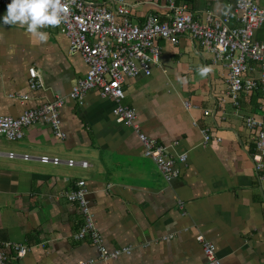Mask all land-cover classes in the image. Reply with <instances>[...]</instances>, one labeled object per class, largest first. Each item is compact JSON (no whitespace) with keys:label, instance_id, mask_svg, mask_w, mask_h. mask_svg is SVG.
Masks as SVG:
<instances>
[{"label":"crops","instance_id":"0c3cea01","mask_svg":"<svg viewBox=\"0 0 264 264\" xmlns=\"http://www.w3.org/2000/svg\"><path fill=\"white\" fill-rule=\"evenodd\" d=\"M85 1L111 10L119 3ZM124 1L135 23L148 13L165 19L171 12L166 0ZM226 1L177 0L199 21L206 12L219 15ZM257 2L264 9V0ZM5 12L0 7V16ZM41 31L46 41L26 26L0 23V115L16 117L63 99L61 138L42 121L25 127L20 139L0 135V239L28 247L7 264H207L198 235L214 245L217 264H264V167H254L253 131L243 121L260 117L259 94L241 93L236 108L227 70L209 51L187 33L176 43L158 38V62L148 75L124 78L120 102L134 109L140 130L166 145L169 156L186 153L178 176L166 181L134 129L115 121L113 99L97 89L80 100L68 96L87 65L70 50L61 25ZM255 38H264V22ZM28 67L38 71L39 88L29 87ZM200 67L210 70L201 76ZM68 159L88 165H68ZM80 179L103 244L130 247L129 253L101 260L89 238L73 237L82 215L66 193Z\"/></svg>","mask_w":264,"mask_h":264},{"label":"built area","instance_id":"2783aa9c","mask_svg":"<svg viewBox=\"0 0 264 264\" xmlns=\"http://www.w3.org/2000/svg\"><path fill=\"white\" fill-rule=\"evenodd\" d=\"M10 0H0V7H6ZM115 10L106 5L85 0H62L68 7L61 31L69 40L70 50L80 53L87 65L85 74L71 84L68 96L80 100L89 89H97L99 94L115 101L112 115L116 122L132 127L144 148V155L151 158L169 181L178 176V163L186 159L180 153L176 159L166 153V145L158 142L140 130L133 108L122 104L124 96L122 83L127 76L150 74L151 65L159 60L161 47L157 42L163 38L176 43L184 33L190 35L196 45L212 54V61L226 68V86L229 99L239 107L241 93L259 94L260 117L247 115L243 118L247 129L253 131L254 150L250 157L254 167L260 171L264 167V38L257 40L255 32L264 22V9L257 0H227L219 15L206 12L203 20L194 19L187 5L177 0H166L170 15L162 19L156 13H148L144 20L135 23L130 20L129 10L124 0H118ZM28 85L39 88L41 77L34 67H28ZM63 99L24 110L16 117L0 115V135L8 140L20 139L24 128L42 121L47 123L56 137L61 138L58 109ZM186 107L189 103L186 102ZM208 112L205 110V113ZM204 140L211 135L202 130ZM219 140V137H216ZM41 160H48L41 156ZM53 160H57L54 158ZM68 165L87 166L85 160H67ZM66 199L79 207L82 222L74 232L75 239L89 238L97 247L99 259L106 260L129 253L130 247L108 249L102 242L95 226L93 214L86 199V188L82 179L66 193ZM207 264H217L214 245L198 235ZM28 250L23 242L0 239V264H7L11 258H21ZM78 261L75 264H89Z\"/></svg>","mask_w":264,"mask_h":264},{"label":"clouds","instance_id":"9594fccd","mask_svg":"<svg viewBox=\"0 0 264 264\" xmlns=\"http://www.w3.org/2000/svg\"><path fill=\"white\" fill-rule=\"evenodd\" d=\"M68 7L62 0H10L6 12L0 16V23L26 26L27 31L38 36L41 42L48 39V33L41 31L45 26L60 25L66 19ZM210 69L200 67L204 76Z\"/></svg>","mask_w":264,"mask_h":264}]
</instances>
